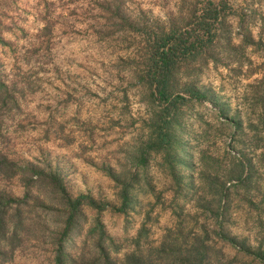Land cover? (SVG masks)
Here are the masks:
<instances>
[{
	"label": "rangeland",
	"instance_id": "374dc122",
	"mask_svg": "<svg viewBox=\"0 0 264 264\" xmlns=\"http://www.w3.org/2000/svg\"><path fill=\"white\" fill-rule=\"evenodd\" d=\"M207 1L0 0V81L6 84L0 90V153L58 172L72 195L106 202L98 215L83 207L86 222L69 237L70 253L89 249L85 231L97 217L122 257L142 225L148 231L142 240L156 245L182 213L189 214L184 219L190 226L195 217L210 228L221 220L226 233L264 255V119L251 93L264 61V0H221L224 22L214 58L202 53L178 61L172 90L184 99L168 110L145 72L144 28H188L192 12ZM245 37L254 44L240 48ZM194 87L206 97H190L186 90ZM163 120L170 155L148 147ZM242 158L251 179L230 189L216 219L206 202ZM108 167L128 179L136 173L133 206L124 213L117 211L118 189ZM0 192L22 199L21 175L0 179ZM31 193L49 201L44 188L34 186ZM28 208L33 226L35 220L49 230L55 225L46 208ZM26 235L9 264H53L48 231ZM218 245L223 255L212 264H264L228 241Z\"/></svg>",
	"mask_w": 264,
	"mask_h": 264
},
{
	"label": "trees",
	"instance_id": "16d2710c",
	"mask_svg": "<svg viewBox=\"0 0 264 264\" xmlns=\"http://www.w3.org/2000/svg\"><path fill=\"white\" fill-rule=\"evenodd\" d=\"M222 1L208 0L202 8L192 12L190 25L181 29L174 26L163 29L144 28L141 35L144 36L147 44L145 57V72L150 77L152 91L157 99L164 104L163 109L173 106L177 98L184 99V96L175 94L172 90V76L179 62L195 60L202 53L207 59L214 58L213 49L219 41V26L224 22ZM227 46L235 48L236 45L226 38ZM249 43L254 44L251 37H245L240 48ZM241 64V62L239 63ZM261 77L256 78L255 85H251V93H255V101L259 105V119H264V61L258 67ZM261 69V70H260ZM257 70H253L255 73ZM6 87L5 82L0 81V90ZM263 86L261 93L259 87ZM190 97L202 99L205 93L199 88H188L186 90ZM175 105V104H174ZM168 120H163L160 129L148 147L163 149L166 155H170L171 134L167 128ZM143 159L142 157L140 160ZM173 161V159L171 160ZM239 169H231L226 178L218 185V190L213 193L211 201L206 202L205 209L216 210L214 217L218 218L221 212L227 207V195L233 187L243 186L250 181L251 176L245 173L250 165L244 159L237 161ZM171 170L174 166L170 165ZM109 175L116 183L119 206L117 211L126 212L133 206L131 189L136 180V173H132L128 179L126 174L117 173L112 167L107 169ZM173 176L180 180L175 172ZM15 175H21L26 188L25 195L18 199L4 192H0V264H9L15 249L19 247L29 232H36L37 235L48 231L50 247L53 254V264H212L220 255H223L218 240L228 241L237 250L247 254H253L262 261L264 255L259 246L253 247L246 242H241L236 236L229 235L223 230L221 220H216L215 226L199 224L198 220L192 218L194 225L190 226L185 217L177 215V221L172 227H167L162 239L158 244H151L142 240L148 231L142 225L137 235L133 238V248L124 253L122 257L117 256L119 245L106 233L105 227L100 218L94 219L85 231V238L89 242V249L79 248L75 254L67 250V241L71 234L79 233L86 222L84 206L95 209L100 214L105 209L106 202L97 200L89 194L80 193L72 195L68 192L62 182L59 173L54 170H44L32 163H20L8 159L0 153V179H9ZM206 179V178H205ZM208 179V178H207ZM234 181L233 183H229ZM208 187L211 181L205 182ZM217 184V183H216ZM34 186L44 188L50 198L46 203L39 197L32 196ZM31 203V204H30ZM41 205L46 208L55 222L49 230L46 224H40L36 220L32 225L29 206ZM203 208V206H202ZM220 211V212H219ZM214 214V213H213ZM35 219V218H34ZM39 225V226H36Z\"/></svg>",
	"mask_w": 264,
	"mask_h": 264
}]
</instances>
